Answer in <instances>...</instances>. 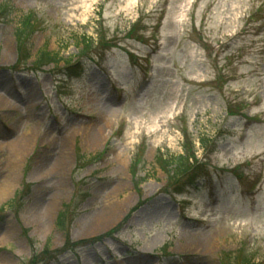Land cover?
Returning <instances> with one entry per match:
<instances>
[{"label": "rangeland", "instance_id": "obj_1", "mask_svg": "<svg viewBox=\"0 0 264 264\" xmlns=\"http://www.w3.org/2000/svg\"><path fill=\"white\" fill-rule=\"evenodd\" d=\"M7 3L0 184L17 180L0 201V264H44L64 250L50 264H264V0ZM29 15L26 57L18 30ZM141 17L147 29L129 37ZM100 30L117 46L98 66L87 56L99 60L104 46L85 57L81 42ZM43 51L53 59L39 62ZM78 57L84 70L72 76ZM105 99L116 103L107 127L97 106ZM92 126L104 127L96 145L85 132ZM23 133L32 146L16 158L8 144ZM203 136L213 138L206 150ZM188 145L206 157L208 174L174 195L162 162ZM64 154L71 162L58 199L64 181L53 165ZM111 204L122 206L117 217L93 230ZM75 243L84 246L67 249Z\"/></svg>", "mask_w": 264, "mask_h": 264}, {"label": "bare ground", "instance_id": "obj_2", "mask_svg": "<svg viewBox=\"0 0 264 264\" xmlns=\"http://www.w3.org/2000/svg\"><path fill=\"white\" fill-rule=\"evenodd\" d=\"M102 81V80H100ZM99 81V83H100ZM3 101V99L0 97V103ZM114 99H108L105 102H99L97 101V106L99 107V109L101 110V114L105 116V122L106 124H104L105 127H107L108 125H111L113 123V115L116 114V103L114 102ZM11 104V100L9 101ZM86 135L89 138V141L91 143V145H96L97 142L100 140V138L103 136L104 134V127H100V128H95V126L93 127H89L86 129ZM67 139L65 138V141ZM31 140L30 137L27 136V133H23L21 139H16L14 141H11L8 145L10 147L11 150L16 151V158H19L20 155H24L27 148L31 145ZM3 145V142L0 141V147ZM32 146V145H31ZM125 155L126 152L123 153L120 152L118 154L119 160H121V162H125ZM25 156V155H24ZM23 156V158H24ZM71 161H69V156L64 154V156H62V158L57 159L55 165H53V168L55 169V173L62 178V180L64 181V175H65V169L66 166H68L70 164ZM10 175L4 177L2 183L0 184V201H2L6 195L10 192V188L11 186H13V184L16 182L17 177L16 175ZM61 194H58V199L62 198L64 195V191H66L67 189V184L64 181V184H61ZM55 200L51 201V204L49 205V207L51 206L52 208L55 206ZM119 206V205H118ZM122 206H120L119 208H121ZM109 208V209H108ZM108 208L105 209V211L99 213L96 217V219H94V222L91 224V227L93 226V230H98V229H102L103 227H105L106 225H108L109 223H111L112 221H114V219L117 217V214L119 213V208H117V206H115L114 204H111L108 206ZM115 208V209H114ZM117 208V209H116ZM51 209L49 208V211ZM48 217H51L50 212L47 211Z\"/></svg>", "mask_w": 264, "mask_h": 264}, {"label": "trees", "instance_id": "obj_3", "mask_svg": "<svg viewBox=\"0 0 264 264\" xmlns=\"http://www.w3.org/2000/svg\"><path fill=\"white\" fill-rule=\"evenodd\" d=\"M102 37V36H101ZM103 38V37H102ZM90 41H86V49H88L90 47V45H92V43H89ZM48 55V54H47ZM202 141L204 144H206V142H209L206 138H202ZM190 145H188L186 148V156H180L178 158H171L169 160H165L164 162H162V166L167 170L169 168V166H173V168H170V170H173V172H175V176L173 177V179H175L176 181L179 180V178L181 176H183L186 173H191V172H198L201 169V166L199 164H197V160L195 159L194 163L189 162V158L190 157H194V152L192 151L193 148L189 147ZM169 171V169H168Z\"/></svg>", "mask_w": 264, "mask_h": 264}]
</instances>
